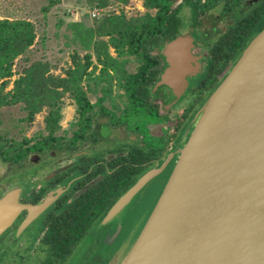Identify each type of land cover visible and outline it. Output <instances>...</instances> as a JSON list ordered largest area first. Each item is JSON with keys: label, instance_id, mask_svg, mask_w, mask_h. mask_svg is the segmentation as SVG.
I'll use <instances>...</instances> for the list:
<instances>
[{"label": "water", "instance_id": "obj_1", "mask_svg": "<svg viewBox=\"0 0 264 264\" xmlns=\"http://www.w3.org/2000/svg\"><path fill=\"white\" fill-rule=\"evenodd\" d=\"M193 43V36L178 35L162 50L155 87L169 92L162 103L166 111L197 78ZM166 170L154 207L116 264H264V28L231 61L160 158L114 200L101 221L107 228L95 255L114 247L142 191ZM19 193L12 185L0 195V235L23 208Z\"/></svg>", "mask_w": 264, "mask_h": 264}, {"label": "trees", "instance_id": "obj_2", "mask_svg": "<svg viewBox=\"0 0 264 264\" xmlns=\"http://www.w3.org/2000/svg\"><path fill=\"white\" fill-rule=\"evenodd\" d=\"M127 1L122 0L124 3ZM243 1L181 0L177 3L178 0H142L144 13L130 17L123 13L110 14L103 18L99 26L86 30L81 23H72L70 26L76 28L77 37H86L87 40L84 42L83 49L87 53L83 60L74 55L73 67L66 71V77L52 76L41 63L32 64L12 81L9 90L7 87L13 76V62L33 45L36 38L35 27L27 19H0V108L21 104L25 113L23 121L27 124H31L34 116L43 108L48 109L43 118L46 135L33 139L35 142L32 146H26L30 140L24 139L21 143H16L0 136V139L7 143L0 148L1 161L11 166L21 164L27 161L31 154L58 150L63 143L68 150L73 151L77 147L76 143L83 142L87 135L94 142L103 128H122L138 139L137 143L127 144L123 148L128 152L127 158L131 164L121 167L122 169L113 175L116 182L114 189H118L115 192L120 190L122 193L138 174L160 158L195 107L226 73L231 61L264 28V0L236 20L215 42L205 74L196 83L189 103L173 117L161 112L158 104V100L167 97V92L162 86L153 90L163 69L161 64L164 66L161 56L164 45L180 35L183 27L202 26L207 14L213 9L220 8L223 15H229L235 12ZM107 2L108 0H97L93 6H105ZM183 7L190 12L189 24L186 26L180 13ZM153 51L155 53L151 54ZM92 55L95 57V64L91 60ZM127 58H133L137 63L133 73L125 70ZM97 67L99 70L95 75ZM85 80L93 84V88L90 83L87 84L89 92L102 93L95 104L89 101L83 89L82 83ZM114 82L125 97V104L121 109L111 97ZM65 94L72 99L76 116V120L71 124L75 129L72 137L67 140L56 136L62 118L60 101ZM107 101L109 108L104 105ZM98 117L102 122H97ZM95 122L98 124L96 128ZM165 122L171 123L174 130L172 134L164 131L161 136L154 137L149 133V125ZM144 162L147 166L142 168L140 164ZM118 194L115 199L120 195ZM60 224L59 221L54 222L46 235V242L51 244L52 252L49 264L54 261L62 262L76 241Z\"/></svg>", "mask_w": 264, "mask_h": 264}, {"label": "flooded vegetation", "instance_id": "obj_3", "mask_svg": "<svg viewBox=\"0 0 264 264\" xmlns=\"http://www.w3.org/2000/svg\"><path fill=\"white\" fill-rule=\"evenodd\" d=\"M249 2L251 3L249 4ZM260 2L261 0H244L237 10L229 15H223L219 8L218 15L208 17L209 13L207 14V20H213L210 25L204 27L203 22L200 27H186V35H191L194 38L192 55L197 59L199 69L197 78L192 83L182 107L189 103L196 83L205 74L215 42L226 33L236 20L245 16ZM238 14L240 17L237 16ZM216 21L229 25L224 28L222 25L218 27ZM164 90L167 92V97L158 100V104L161 112L173 117L182 108L175 109L184 98L169 111H166L163 109L162 103L169 98V92L166 88ZM97 125L95 122L94 128ZM173 132L172 128L169 134ZM126 134L133 136L134 139L110 140L108 136L102 134L101 130L94 142L87 135L83 142L76 143L77 147L73 151L68 150L63 143L58 150L31 154L27 161L14 164V175L34 166L38 167V171L32 173L28 177V181L14 183V187L20 189L18 203L23 208L14 223L0 235V264H49V256L52 252L51 244L46 242V235L50 231V227L57 221L76 241L71 245L69 255L62 262L54 261L53 264L65 263L85 236L100 235L105 232L107 227L101 225V221L113 204L111 202L118 193H121L120 190L115 192L118 189H114L116 182H114L113 175L116 171L131 164L127 158L128 152L123 148L127 144L138 142L135 135ZM34 142L33 140L32 144L26 146H32ZM104 142H110L111 146H105ZM146 164L144 162L140 166L144 168L147 166ZM134 166L137 165L134 164ZM7 184L8 187L11 186L10 183ZM32 184L34 186H30ZM90 184L92 185L89 187ZM4 191L5 189H1L0 195ZM109 204L111 205L107 208ZM42 205L45 207L41 210L38 209ZM90 250L93 256H90L88 251L85 252L87 263L92 264L99 261V256L95 255L96 247L93 246Z\"/></svg>", "mask_w": 264, "mask_h": 264}, {"label": "rangeland", "instance_id": "obj_4", "mask_svg": "<svg viewBox=\"0 0 264 264\" xmlns=\"http://www.w3.org/2000/svg\"><path fill=\"white\" fill-rule=\"evenodd\" d=\"M180 2L181 0H178L177 3ZM96 3L97 0H0V19H27L34 24L36 35L35 41L29 50L13 62V76L10 78L7 90L11 89L14 79L18 78L25 69L35 63L45 65L52 76L66 77V71L73 67L72 57L77 55L82 61L83 56L87 53L83 49L84 42L87 41L86 37L84 39L78 38L76 28L71 27L70 24L81 23L84 30L99 26L103 18L93 20L87 13ZM107 4L113 6V14L123 13L127 17L145 12V9L142 7V0H128L126 3L122 2V0H108ZM180 13L185 26L188 25L190 19L189 10L183 7ZM218 13L219 8H215L209 12L208 17L218 15ZM237 16L240 17L239 14ZM211 23H213V20H207L206 18L203 26L205 27ZM215 23H218V27L222 25V28L229 25L220 21H216ZM186 34L187 29L183 27L180 30V35ZM88 52L92 54L91 51ZM110 53L113 56L115 55L112 50H110ZM154 53L155 51L151 54ZM91 60L94 64L96 63L94 55H92ZM127 60L125 70L128 73L135 72L136 61L133 58H127ZM161 67L163 68V64H161ZM98 70L99 67L95 70V75L98 73ZM89 83L93 88L92 82H88L87 80L83 81L82 86L87 93L89 101L95 104L97 99L102 96V93L98 91L89 92L87 89V84ZM157 89L158 87L153 88V90ZM111 97L119 109L125 104V97H123L122 91L118 90L115 82L113 83ZM186 98L181 100L175 109L182 107ZM60 105L62 118L60 129L57 131L56 136L69 139L75 129L71 125L76 120L75 106L68 94H65L61 98ZM104 105L107 108L110 107L108 101ZM47 110V108H43L41 112L34 116L33 122L27 124L23 121L25 113L21 108V104L0 108V136L16 143H21L24 139L30 140L29 145L32 144L33 139L46 135L43 118L47 114ZM97 122H102V119L98 117ZM172 128L170 122L148 126L152 136H160L164 131L170 133ZM102 134L108 136L110 140L134 139L133 136H128L123 129L111 130L110 127L103 128ZM6 145L7 143L0 139V148ZM104 145L111 146V143L104 142ZM37 171L38 167L34 166L14 175V166L4 163L0 159V190H6L8 188L7 183H10L12 186L14 183L19 184L28 181V177ZM168 172L166 170L142 191L124 221L123 230L117 243L113 248L103 251L98 257L99 261L92 264H116L128 252L147 216L154 207L167 179ZM102 235L103 233L100 235L90 234L89 237L86 236L88 241L84 242L85 247H83V250L78 252L79 245L85 239L79 243L70 258L63 264H88L85 252L88 251L89 255L93 256L90 248L94 246L96 249H99Z\"/></svg>", "mask_w": 264, "mask_h": 264}, {"label": "built area", "instance_id": "obj_5", "mask_svg": "<svg viewBox=\"0 0 264 264\" xmlns=\"http://www.w3.org/2000/svg\"><path fill=\"white\" fill-rule=\"evenodd\" d=\"M113 6L110 4H107L105 6H92L88 10V16L93 20L102 19L110 14H113Z\"/></svg>", "mask_w": 264, "mask_h": 264}]
</instances>
